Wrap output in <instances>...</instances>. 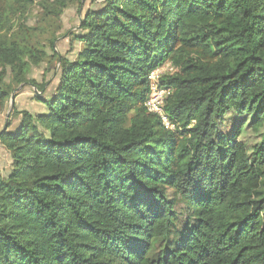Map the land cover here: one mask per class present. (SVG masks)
I'll list each match as a JSON object with an SVG mask.
<instances>
[{"label":"trees","instance_id":"1","mask_svg":"<svg viewBox=\"0 0 264 264\" xmlns=\"http://www.w3.org/2000/svg\"><path fill=\"white\" fill-rule=\"evenodd\" d=\"M3 30L0 109L43 57ZM72 34L45 111L0 131V264H264V0H102ZM166 62L173 128L144 105ZM171 189L194 210L173 236Z\"/></svg>","mask_w":264,"mask_h":264},{"label":"rangeland","instance_id":"2","mask_svg":"<svg viewBox=\"0 0 264 264\" xmlns=\"http://www.w3.org/2000/svg\"><path fill=\"white\" fill-rule=\"evenodd\" d=\"M0 0V17L4 24L3 33L8 38L16 40L23 50L39 51L43 57L37 63L30 62L26 79L29 82L16 83L11 74H7L3 83L10 87V94L4 106L0 109V131L15 130L21 120V112L31 114L44 112L42 103L36 100V94L45 96L53 89L57 81L59 71L58 56L73 58L80 44L75 41L73 34L77 28L79 19L87 8L97 7L102 0H81L79 6L74 3L59 15H51L43 8L53 0ZM51 42H54L52 48ZM27 58V57H26ZM25 58V59H26ZM162 76L176 71L170 62L161 67ZM45 85L43 92H36L32 83ZM225 123L224 130L229 129L233 117ZM239 139L250 149L251 145L258 141L257 133L251 128H246ZM10 154L0 143V171L4 175L10 168ZM168 196L174 201V227L172 236L180 230L186 221L194 217V210L187 201L174 190L167 191ZM159 243H155L154 249H158Z\"/></svg>","mask_w":264,"mask_h":264},{"label":"built area","instance_id":"3","mask_svg":"<svg viewBox=\"0 0 264 264\" xmlns=\"http://www.w3.org/2000/svg\"><path fill=\"white\" fill-rule=\"evenodd\" d=\"M162 76V69L157 68L148 75L149 93L145 99L144 105L149 112L157 114L162 123L167 128H173V125L168 122L167 116L163 110L165 95L168 93V88L158 85V79Z\"/></svg>","mask_w":264,"mask_h":264}]
</instances>
